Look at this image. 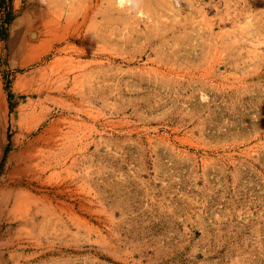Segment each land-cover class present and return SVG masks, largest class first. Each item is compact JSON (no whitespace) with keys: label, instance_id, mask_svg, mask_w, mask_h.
<instances>
[{"label":"rangeland","instance_id":"1","mask_svg":"<svg viewBox=\"0 0 264 264\" xmlns=\"http://www.w3.org/2000/svg\"><path fill=\"white\" fill-rule=\"evenodd\" d=\"M0 118V264H264V0H0Z\"/></svg>","mask_w":264,"mask_h":264},{"label":"bare ground","instance_id":"2","mask_svg":"<svg viewBox=\"0 0 264 264\" xmlns=\"http://www.w3.org/2000/svg\"><path fill=\"white\" fill-rule=\"evenodd\" d=\"M0 121H1V118H0ZM0 123H1V122H0ZM6 201H7V200H6ZM6 201H5V202H6ZM15 201H16V200H15ZM6 204H7V203H6Z\"/></svg>","mask_w":264,"mask_h":264}]
</instances>
